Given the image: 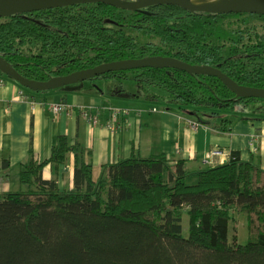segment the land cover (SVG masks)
<instances>
[{
  "label": "trees",
  "instance_id": "16d2710c",
  "mask_svg": "<svg viewBox=\"0 0 264 264\" xmlns=\"http://www.w3.org/2000/svg\"><path fill=\"white\" fill-rule=\"evenodd\" d=\"M153 56L216 68L241 86L264 89V17L88 4L0 19V57L33 81ZM95 80L130 82L136 95H150L222 133L231 132L224 115L256 103L264 112V100L238 98L206 75L142 69ZM70 155L74 189L62 191L43 172L65 165ZM91 155L67 136L44 162L30 149L19 176L25 189L0 194V264H264V171L252 162L234 153L230 162L194 176L184 161L133 156L103 166L96 178ZM184 212L189 237L183 236ZM235 214L247 217V245L238 243Z\"/></svg>",
  "mask_w": 264,
  "mask_h": 264
},
{
  "label": "crops",
  "instance_id": "0c3cea01",
  "mask_svg": "<svg viewBox=\"0 0 264 264\" xmlns=\"http://www.w3.org/2000/svg\"><path fill=\"white\" fill-rule=\"evenodd\" d=\"M104 83L105 88L79 86L41 97L24 93L26 99H22L19 85L0 74V194L13 193L15 188L21 191L19 176L30 149L36 161L49 160L61 136L92 153L96 178L103 166L155 155H164L173 164L184 161L194 176L230 162L234 153L241 162H252L264 171L260 103L253 113L224 115L231 121V132L222 133L150 95H136L137 90L123 83ZM53 105L66 108L56 114ZM91 117L97 119L96 124ZM4 160L10 162L7 169ZM74 175L73 155L65 165L47 166L43 172V178L56 180L62 191L74 189Z\"/></svg>",
  "mask_w": 264,
  "mask_h": 264
},
{
  "label": "water",
  "instance_id": "95a60500",
  "mask_svg": "<svg viewBox=\"0 0 264 264\" xmlns=\"http://www.w3.org/2000/svg\"><path fill=\"white\" fill-rule=\"evenodd\" d=\"M143 1H148L140 6ZM222 8L196 6L189 0H0V19L15 15L33 14L45 10L88 4H105L125 11L140 10L154 5H174L188 12L206 14H253L264 16V0H224ZM142 69H173L190 75H206L219 79L233 94L242 99L264 100V89L250 88L237 84L221 70L209 66H192L171 57L153 56L142 59L121 60L101 64L97 67L74 72L67 76L53 77L45 82L23 77L6 60L0 57V73L21 87L34 93L68 90L66 87L79 85L110 73L129 72Z\"/></svg>",
  "mask_w": 264,
  "mask_h": 264
},
{
  "label": "rangeland",
  "instance_id": "374dc122",
  "mask_svg": "<svg viewBox=\"0 0 264 264\" xmlns=\"http://www.w3.org/2000/svg\"><path fill=\"white\" fill-rule=\"evenodd\" d=\"M256 32H258L260 35L263 34V31H262V27H257L256 28ZM7 78V77H6ZM105 81H102V80H95V81H88V82H85V83H82V84H79V85H74V86H70V87H66L65 89H68V88H77L79 86H86L88 88L90 87H98V88H105L107 83H104ZM132 83L130 82H124L123 83V87H127L129 90L131 88V91H136V87L135 86H132L130 85ZM53 91L51 92H44V93H40L38 96H46L50 93H52ZM251 106V107H250ZM258 105H249L248 108H241L243 109V111H245V113H253L255 112V108H257ZM241 112H239L238 114H240ZM189 184L192 185V184H196V177H194L192 180L189 181ZM21 187V190H24L25 188L20 185ZM19 192V190H16V188L13 190V193H17ZM235 219L237 220L238 222V226H237V236H238V243L242 246L244 245H247L248 242H249V237H248V230H247V217L243 214H235L234 215ZM182 226H183V236L184 237H189V232H190V217L188 215L187 212H184L183 215H182ZM233 225L230 226V235H229V239H230V242H232V237H233Z\"/></svg>",
  "mask_w": 264,
  "mask_h": 264
},
{
  "label": "bare ground",
  "instance_id": "6f19581e",
  "mask_svg": "<svg viewBox=\"0 0 264 264\" xmlns=\"http://www.w3.org/2000/svg\"><path fill=\"white\" fill-rule=\"evenodd\" d=\"M196 6H209L212 8H222L225 4L224 0H189ZM148 1H143L140 6H144Z\"/></svg>",
  "mask_w": 264,
  "mask_h": 264
},
{
  "label": "built area",
  "instance_id": "2783aa9c",
  "mask_svg": "<svg viewBox=\"0 0 264 264\" xmlns=\"http://www.w3.org/2000/svg\"><path fill=\"white\" fill-rule=\"evenodd\" d=\"M21 96H22V99H26L24 92H22ZM65 108L66 107L63 106V105H53L52 106V111L57 114V113L62 112L63 110H65ZM87 116L88 115L86 114V117ZM90 120H92L94 122V124L97 123V119L96 118L91 117ZM191 125H192V127L197 128V124L196 123L191 122ZM215 154H217V153H215Z\"/></svg>",
  "mask_w": 264,
  "mask_h": 264
},
{
  "label": "flooded vegetation",
  "instance_id": "af4514ba",
  "mask_svg": "<svg viewBox=\"0 0 264 264\" xmlns=\"http://www.w3.org/2000/svg\"><path fill=\"white\" fill-rule=\"evenodd\" d=\"M251 15H253V14H251ZM260 16V15H259ZM262 17H264V16H262Z\"/></svg>",
  "mask_w": 264,
  "mask_h": 264
}]
</instances>
